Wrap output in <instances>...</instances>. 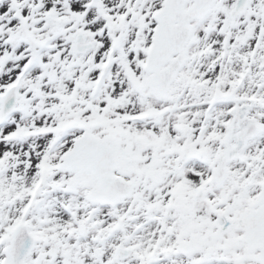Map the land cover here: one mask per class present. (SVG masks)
Returning a JSON list of instances; mask_svg holds the SVG:
<instances>
[{"label": "snow or ice", "instance_id": "snow-or-ice-1", "mask_svg": "<svg viewBox=\"0 0 264 264\" xmlns=\"http://www.w3.org/2000/svg\"><path fill=\"white\" fill-rule=\"evenodd\" d=\"M0 264H264V0H0Z\"/></svg>", "mask_w": 264, "mask_h": 264}]
</instances>
